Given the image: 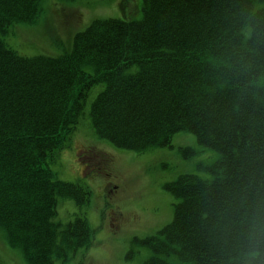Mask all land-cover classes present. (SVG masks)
<instances>
[{"label":"trees","instance_id":"obj_1","mask_svg":"<svg viewBox=\"0 0 264 264\" xmlns=\"http://www.w3.org/2000/svg\"><path fill=\"white\" fill-rule=\"evenodd\" d=\"M43 0H0V229L29 264H66L95 230L59 199L90 204L88 186L59 180L93 87L91 125L116 148L143 153L196 136L210 176L164 185L173 220L135 242L144 264H264V0H143L140 20L94 19L57 57L19 54L4 39L33 24ZM69 144V143H68ZM189 159L198 151L181 147Z\"/></svg>","mask_w":264,"mask_h":264},{"label":"rangeland","instance_id":"obj_2","mask_svg":"<svg viewBox=\"0 0 264 264\" xmlns=\"http://www.w3.org/2000/svg\"><path fill=\"white\" fill-rule=\"evenodd\" d=\"M42 8L37 22L17 23L4 36L21 55L61 56L94 19L143 17V0H43ZM103 89L104 85L92 88L67 148L50 163L57 179L88 186L91 202L79 207L73 199L61 198L54 220L66 225L80 214L96 233L92 246L80 249L66 264H144L150 251L135 239L153 235L173 220L176 200L164 185L186 173L209 177L200 165L216 160L218 154L187 132L174 136L172 149L137 153L116 148L99 138L91 125V105ZM181 147L198 153L187 159ZM0 264H29L20 248L7 243L1 229Z\"/></svg>","mask_w":264,"mask_h":264}]
</instances>
